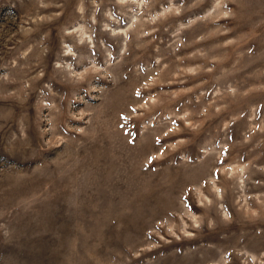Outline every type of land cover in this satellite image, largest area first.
Here are the masks:
<instances>
[{
    "label": "rangeland",
    "instance_id": "1",
    "mask_svg": "<svg viewBox=\"0 0 264 264\" xmlns=\"http://www.w3.org/2000/svg\"><path fill=\"white\" fill-rule=\"evenodd\" d=\"M0 264H264V0H0Z\"/></svg>",
    "mask_w": 264,
    "mask_h": 264
}]
</instances>
